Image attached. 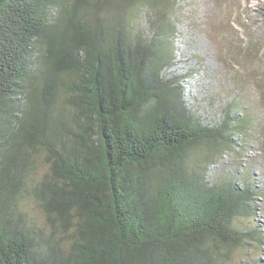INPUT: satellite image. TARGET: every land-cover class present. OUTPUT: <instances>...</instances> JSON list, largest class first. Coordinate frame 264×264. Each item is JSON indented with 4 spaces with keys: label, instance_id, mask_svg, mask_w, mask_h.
Here are the masks:
<instances>
[{
    "label": "trees",
    "instance_id": "obj_1",
    "mask_svg": "<svg viewBox=\"0 0 264 264\" xmlns=\"http://www.w3.org/2000/svg\"><path fill=\"white\" fill-rule=\"evenodd\" d=\"M177 3L0 0V264H255L263 188L209 177L255 121L193 112Z\"/></svg>",
    "mask_w": 264,
    "mask_h": 264
},
{
    "label": "rangeland",
    "instance_id": "obj_2",
    "mask_svg": "<svg viewBox=\"0 0 264 264\" xmlns=\"http://www.w3.org/2000/svg\"><path fill=\"white\" fill-rule=\"evenodd\" d=\"M144 12L149 23L154 12ZM172 13L177 33L169 72L182 77L195 115L217 122L237 103L255 121L250 135L234 136L235 151L210 167V181L250 172L264 192V0H178ZM254 205L264 232V195ZM244 258L264 264V245Z\"/></svg>",
    "mask_w": 264,
    "mask_h": 264
}]
</instances>
